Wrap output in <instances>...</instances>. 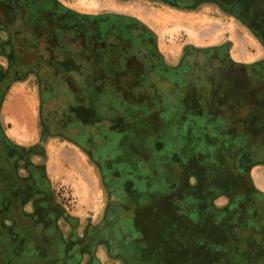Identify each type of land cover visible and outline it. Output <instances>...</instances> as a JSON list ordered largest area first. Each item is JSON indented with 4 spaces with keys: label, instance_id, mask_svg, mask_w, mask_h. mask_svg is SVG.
<instances>
[{
    "label": "flooded vegetation",
    "instance_id": "flooded-vegetation-1",
    "mask_svg": "<svg viewBox=\"0 0 264 264\" xmlns=\"http://www.w3.org/2000/svg\"><path fill=\"white\" fill-rule=\"evenodd\" d=\"M153 2L217 7L253 36L258 55L246 61L230 43L186 42L169 58L134 17L82 13L59 0H0V264H103L101 249L107 264H167L151 248H161L179 217L193 229L196 254L188 252L197 264H264V192L251 177L264 166V0ZM29 76L47 114L40 145L23 148L8 141L1 113L11 88ZM55 79L75 97H57ZM152 94L180 102L184 120L199 117L186 144L193 159H167L160 134L168 123L154 104L152 112L136 106ZM48 138L69 141L101 171L106 199L97 222L80 229L55 198L34 161ZM191 200L211 202L216 216L190 225L181 211Z\"/></svg>",
    "mask_w": 264,
    "mask_h": 264
},
{
    "label": "rangeland",
    "instance_id": "rangeland-1",
    "mask_svg": "<svg viewBox=\"0 0 264 264\" xmlns=\"http://www.w3.org/2000/svg\"><path fill=\"white\" fill-rule=\"evenodd\" d=\"M59 1L82 13L134 17L153 29L160 41V47H163V51L167 52L169 58L171 55L175 57L179 53L181 45L186 42H192L203 47L230 43L232 55L246 61L252 59V56L258 55L253 36L230 14L222 12L217 7L208 6L197 10L183 11L162 3H154V0ZM177 18L187 20L189 23L175 22ZM24 33L29 35L30 31ZM4 36L5 34L1 33L0 37ZM142 48H144L142 45H134V52H139L138 49ZM1 60L6 63L5 59L0 58ZM52 76V74L46 73V82H53ZM57 80L55 79L57 97L64 99L75 97L68 84H59ZM41 91L42 89L40 86L38 87L35 77L29 76V79L16 84L8 92L1 113V122L6 130L8 141L14 143V145L23 148L40 145L41 120L47 114L46 105L43 109L40 106ZM102 97L104 98V104H107L109 100H106L105 96ZM146 97L139 95L136 106H141L150 112L155 105L154 110L160 112V116L168 123L167 132L164 130L160 134L162 135L160 140L168 144L167 154H165L168 157L167 159L180 161L181 163L193 159L196 152L193 151L191 144H186L192 136L190 127L196 128L194 123L199 117L189 114L184 120L178 113L181 103L168 95L161 99L162 102L155 100L156 96L154 94ZM16 103L23 106L24 117H19L9 108ZM151 104L154 105L151 107ZM31 113L33 122L31 134L24 137L17 136V132L18 134L22 133L21 127L23 129L30 127ZM17 125L21 127L18 129ZM170 130L173 133H169ZM151 135L156 137L159 134L151 133ZM206 142L209 144L208 141ZM40 150L42 156L35 157L34 161L43 164L44 172L51 181L52 190L58 202L79 223L80 229L92 220L97 222L105 208L106 199L101 171L89 161L88 156L82 150H79L67 140L61 138L44 139ZM251 177L255 187L264 192V179H262L264 177V166L253 169ZM195 180V178H192L191 183H195ZM226 204V197H222L215 203L219 208L225 207ZM183 209L181 212L184 213L185 220L192 226H204L216 216L212 212V203L207 200L199 204L191 200L183 205ZM177 220V225L170 224L171 229L163 237V243L160 244L161 248L155 249V247H152L151 249L160 251L162 254L164 252L167 264H197L189 257L188 252V249H192L190 252L196 254L193 250L194 246L197 245L195 244V236L190 230L192 228L185 225L182 218L179 217ZM181 223L184 224L183 227L179 226ZM2 246L5 247V244L3 243ZM8 251L10 250L7 249L6 253ZM98 255L103 264H107L109 255L103 249L98 251ZM161 261L159 264H164ZM116 263L120 264V261H116Z\"/></svg>",
    "mask_w": 264,
    "mask_h": 264
},
{
    "label": "bare ground",
    "instance_id": "bare-ground-1",
    "mask_svg": "<svg viewBox=\"0 0 264 264\" xmlns=\"http://www.w3.org/2000/svg\"><path fill=\"white\" fill-rule=\"evenodd\" d=\"M175 22L189 23V21L183 20V19H179V18H177V20ZM13 105H14V107H13ZM13 105H11L9 108L12 109L15 112V114H17L19 117H24L23 116V111H22L23 106L19 105L18 103L13 104ZM262 179H264V177ZM262 179L260 178L259 180L261 181Z\"/></svg>",
    "mask_w": 264,
    "mask_h": 264
},
{
    "label": "crops",
    "instance_id": "crops-1",
    "mask_svg": "<svg viewBox=\"0 0 264 264\" xmlns=\"http://www.w3.org/2000/svg\"><path fill=\"white\" fill-rule=\"evenodd\" d=\"M6 110H7V108H6ZM8 112H9V109H8ZM29 122H30V127H26V129H23L21 126H19V125H17V127H18V129L21 127V131H22V133H19L18 134V132L16 133V135L17 136H21V137H24V136H29L30 134H31V126H32V113H31V115H30V120H29Z\"/></svg>",
    "mask_w": 264,
    "mask_h": 264
}]
</instances>
